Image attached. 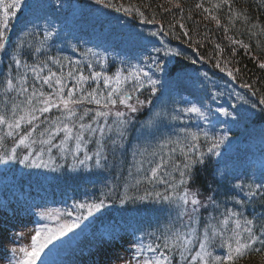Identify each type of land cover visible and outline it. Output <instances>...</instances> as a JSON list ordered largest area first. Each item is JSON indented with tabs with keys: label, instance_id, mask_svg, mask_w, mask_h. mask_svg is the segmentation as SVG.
<instances>
[{
	"label": "snow or ice",
	"instance_id": "obj_1",
	"mask_svg": "<svg viewBox=\"0 0 264 264\" xmlns=\"http://www.w3.org/2000/svg\"><path fill=\"white\" fill-rule=\"evenodd\" d=\"M224 2L227 3V0H224ZM95 3L101 4L104 3V0H95ZM33 7L34 5L28 3L27 0H11V2L0 0V53L5 52L10 43L9 32L17 11L22 8L31 10ZM116 10L120 11L119 8ZM124 11L127 13L131 10L124 9ZM140 15L143 16V13H140ZM213 18L215 19V17ZM245 19L247 18L245 17ZM52 35L54 33H47L48 37ZM157 35L156 32L151 33L153 37ZM236 42L241 43L240 41ZM36 51L39 52L40 49L37 48ZM157 53H159V50H157ZM164 55H180V53L168 50L165 51ZM68 63L71 64V61H68ZM192 63L195 64L196 61L193 60ZM50 64L56 65L58 70L53 71L52 67L49 66ZM15 65L17 69L23 67L24 72L15 78V83L13 79L7 80L6 91L10 90L15 93L17 98L23 97V99L19 103L14 101L7 112L0 113V127H6L7 136L17 137L16 146L12 148L11 152L0 155V163L4 165L18 161L19 164L25 167H43L52 172H57L59 166L56 165V160L53 158V149L55 148L62 160L66 161L69 155L72 156L73 170H75L77 164L89 167V162L93 161L94 156L95 165L100 167L102 166L101 160L107 159V157L103 156L99 149L93 155H89L85 146L92 142L93 137L98 135L100 140H103L106 135L113 133V131L115 132L113 143L115 144L118 139L122 144L128 128L134 120V117L128 113H137L145 104V101H141L139 97L136 98L134 104L131 103L133 92L143 90L145 85L148 86L152 95L160 91L158 87L161 84L160 79L153 78L150 71L143 68L129 71L127 75L117 73L115 77H109L100 71H92L90 75H85L79 68L75 72L69 70L65 74L62 71L63 63L61 60L52 58L33 65L22 64L20 59H15ZM216 66L220 67L219 64ZM88 67L91 68L92 65L89 64ZM147 67L149 69L154 67L157 72L164 70L163 65L154 58L153 62ZM260 67L264 68V63H261ZM29 71L33 76L31 83L28 80ZM221 71H224V69L221 68ZM228 75L233 76V73L229 71ZM205 76H207L206 73ZM233 79H235V76H233ZM101 80L107 89L106 94L100 92L99 84ZM129 80L133 82L132 91L124 90L122 87ZM89 81L96 83V87L92 90L86 88ZM242 86L247 87V85ZM45 88L48 91H45ZM214 95L218 97L220 93H214ZM147 103L151 105L152 101L148 100ZM260 103L264 105V99H261ZM92 104L99 109L95 111L94 115L91 108L83 107ZM118 104L122 105L126 111L116 110L113 112L112 110ZM252 107H255V105H252ZM53 110L56 111L54 118L51 115H46L51 114ZM180 113H194L204 121L210 122L208 115L199 107L192 106L179 109L172 119L179 120L181 118ZM113 115L116 119L112 122V125H109L108 117ZM222 115L235 119L233 114L227 110H224ZM155 118L160 123H156L155 120L152 121L153 130L159 131L166 116L161 112H157ZM41 125H43L42 128ZM181 131L183 133L182 138L169 139L160 145V149L162 150L169 143L174 144L175 147L172 148L171 152L179 150L181 155L186 157L182 169L172 161L171 152L167 160L161 152H153L146 160L149 165L144 172L147 182L166 185L165 192H146L143 196L128 197L121 200V203H127L129 199H139L140 201L151 199L153 202L158 201L175 206L177 210L175 221L165 227L160 235L149 234L154 237L151 243L145 244L144 237H139V242L135 243L130 259L122 260L117 255L105 261V264H115L116 261H120L121 264H133V260H135V264H237V259L242 257L252 246L257 244L264 246V224H261L260 233L257 235L253 221L242 219V212L231 209H226L221 213L220 219L212 217L204 227L202 235L199 234L198 226L201 223L199 212L205 205L196 193L187 190L186 177L188 169L193 164V160L188 159V157L199 149L197 142L200 140V134L189 132L186 129ZM203 135L207 148L206 152L199 151V159L195 161L196 163H203L205 156L219 157L221 155L220 148L228 139L226 136L219 138L210 136L208 132H204ZM2 139L0 137V140ZM37 144L41 146L39 149L34 147ZM21 146L27 149L28 152L22 157H18L16 149ZM81 152H83V158H80ZM45 155L48 157L47 162L43 159ZM141 155H144V153H141ZM139 163L138 171L143 170L145 160H141ZM169 164L179 172L180 179L178 181L168 171ZM249 188H251V185H249ZM260 188H264V185L257 186V190ZM256 194L252 191L248 193L250 196ZM103 206V202L78 204L76 205L78 209H86V215L81 211L75 215L74 220L61 222L55 228L44 226L36 229L31 238V247L19 249L22 255L19 259H15V264H37L38 261L39 264H45L47 256L53 251L59 250L60 246L69 244L74 236L68 239H62V237H68V234L72 233L74 229L80 228L82 221L87 220L94 212H100ZM41 215L50 216V214L44 213H41ZM66 215L72 217L73 212H67ZM231 225H234V227ZM87 227L88 225H85V228ZM119 239H122V237H119L118 234H111L112 243L119 242ZM56 241H59V243H56ZM217 244L221 248L227 249L226 255L213 254L211 249ZM194 248H198V251L193 254ZM45 249H47V252H45ZM254 250L260 251V248ZM16 251V249H13L14 256ZM42 254L43 259H41ZM176 257H178V261ZM48 264H54V262L48 261Z\"/></svg>",
	"mask_w": 264,
	"mask_h": 264
},
{
	"label": "rangeland",
	"instance_id": "obj_2",
	"mask_svg": "<svg viewBox=\"0 0 264 264\" xmlns=\"http://www.w3.org/2000/svg\"><path fill=\"white\" fill-rule=\"evenodd\" d=\"M6 2H11V0H6ZM230 2V0H229ZM84 5L79 4L77 11ZM70 9V5L66 3L62 8L55 12L53 15L49 17L46 21L47 26L52 28L55 26V23L58 22L56 14H60L61 19H65L66 13ZM82 9V8H81ZM80 9V10H81ZM82 11L83 23L93 24V23H102L100 25H104V30L100 27L95 28L90 34L91 39H95V42L98 41L97 51L101 52L104 55V61L106 63V68H104V73L106 76L115 77L117 73H121L122 75H127L129 71H133L136 68H143L146 71H150V74L153 75V78H158L161 81V84L158 86L161 92L165 90V85L173 84L174 88L172 92L175 93V99L168 98L165 102L160 106L157 112H161L165 114L166 119L163 124H161L159 131H154L153 133L149 132L148 129L142 130L140 133H137V136H142V139L135 140V129L133 128V143L130 147L132 153L137 154L139 150L143 149L144 155H137L135 157V163L140 165L141 160H145L144 171H146L149 167L146 162L147 158L151 156L153 152H161L167 160L169 153L172 148L175 147L174 144H167L162 150L160 149V145L164 144L167 140H175L177 138H182V129H186L189 132H196L200 134V140L197 142L199 144V149L192 153L188 159L196 160L199 158V151L203 150L206 152L207 144L204 138V132H208L210 136L228 137L229 134L235 133L237 130L250 125L251 130L250 134L242 146L240 151L230 153L226 158H224V166L221 169V179L224 181L226 175L230 174V171L237 169L238 171L235 173V183L239 186H242V182L245 181V176L247 175V180L249 181L247 188L251 185V191L256 192L255 196L248 195L249 192H244L241 196H238L234 199H223L222 202H218V207L216 206L213 213L210 214V218L216 217V219L221 218V213H223L226 209L235 210L238 212H242V219H251L253 221V226L257 230V235L260 233V226L264 224V209H258V201L261 198H264V188H260L257 190V186L264 185V120L259 121L262 117L261 108L259 105L255 103V98L258 100L264 99V95L261 94L257 90V88L252 85L248 80H246L242 74L241 70L231 61L229 56L221 55L219 58L210 56L209 52H202L203 56L208 60L212 61L214 64V69L209 72L208 70H196L194 67L190 69H185L179 71L175 76L168 77L166 75V69L171 66L174 60V55H164L155 53L157 50H160V43L157 41L156 37L151 36V34L147 35H136L132 33L131 30H128L124 25L120 24L118 21H113L101 13L93 10L92 7L85 8ZM219 25V22L216 23ZM185 30V29H184ZM184 30H182L183 35L182 41L192 43L191 36L186 35ZM23 28L17 31L15 35V42L20 39L23 43L21 46H17V55L22 57V60H25L23 64L33 65L35 63H39L41 61V48L37 47L32 42L31 33H23ZM120 32L124 34H113L110 37H106L105 33L109 32ZM52 32V31H50ZM53 33V32H52ZM51 37H55L52 35ZM47 42L57 44L60 41L52 42L47 37ZM229 45L235 47L237 44L234 41H229ZM24 45H27L25 47ZM238 45V44H237ZM39 48L40 51L37 52L36 49ZM143 51V53H142ZM172 52V51H171ZM147 54H151L147 58ZM83 52L81 48L77 49L76 58L80 59L83 57ZM106 58V59H105ZM153 58L163 65V71L157 72L155 68L149 69L147 65L153 62ZM101 63V61H99ZM219 64L220 67L216 65ZM17 68L14 62H7L6 71L14 72V69ZM221 68L224 71H221ZM231 71L233 76H235L237 84L241 85L239 89L234 82L233 76H229L228 72ZM205 73L207 76H205ZM28 74L32 73L29 71ZM221 74L227 75V77L220 76ZM8 78L5 75V82L0 86L3 94L0 96V112H2L3 105L7 99L10 97L6 91V87L3 89V85L7 82ZM242 85H247L244 87ZM87 86H89L87 84ZM124 87L133 88V82L129 80L127 83L123 85ZM149 89L147 85L143 88V90ZM142 91V90H141ZM214 93H220L217 97ZM12 94V93H10ZM14 95V93H13ZM18 99V98H17ZM180 103H179V102ZM247 101V103H245ZM255 105V107H252ZM92 106L96 109L97 106L92 104ZM199 107L202 111H204L208 117L210 122L204 121L202 118L197 117L193 114H184L180 113V119H172L175 116L179 109L187 108V107ZM227 110L233 114L235 119L231 117H224L222 112ZM137 122L133 121L132 124H136ZM160 123V121H159ZM226 143V141H225ZM224 143V144H225ZM126 144V143H124ZM123 144V145H124ZM224 144L220 149L224 148ZM183 146V145H182ZM145 150H147L145 152ZM172 161L183 168V163L186 162V157L181 155L179 150L175 152H171ZM214 157V156H213ZM215 158H218L215 156ZM158 159V157H157ZM209 161L206 162V161ZM211 159L209 156L204 157V162L199 163L198 166L201 169L200 177H209L216 178L213 175L215 170L214 165L210 162ZM195 161H193L194 163ZM111 170L106 172L100 177L107 178L112 176ZM168 171L172 173V176L179 180V172L175 170L169 164ZM191 171V170H188ZM150 175V173H149ZM168 178V177H166ZM98 179L95 177H90V181H97ZM261 182V184H259ZM156 182L148 183L142 180L141 189L142 190H159L163 189L165 192L166 185L162 184L160 187H154ZM187 190H191L194 187V182L188 177L186 179ZM23 189V188H16ZM27 190V189H24ZM232 190V189H231ZM28 191V190H27ZM170 191V188H169ZM31 192V191H29ZM33 193V192H31ZM194 193L199 197V191L195 190ZM45 197L49 198V202H52V195L49 193L42 194ZM90 192H85L84 196H89ZM16 199L17 201H23L27 204L34 205L31 208L33 212H40L41 208L38 206H43L41 203H44L43 200L39 197L30 196L29 200L26 198H21L19 194L11 199ZM68 201H73L72 193L68 198ZM66 201L64 204L68 203ZM242 202V203H238ZM24 207H22V211ZM13 211H10L12 213ZM42 212V211H41ZM170 216V214L168 215ZM42 217V215H41ZM39 218L41 221L34 220L31 223L30 216L27 217H18L15 220L10 219H2L0 216V222L7 226L9 234L12 230L16 229L15 232L19 233V229L26 230L30 228L39 229L43 227L45 223L44 215L42 218ZM234 227V225H231ZM26 235L23 237V242L27 248L31 247V238L25 241ZM13 239V238H12ZM62 239H64L62 237ZM19 245H21V240L13 239ZM51 245H49L50 247ZM68 245H63V249L67 248ZM258 248L256 245L252 246L242 257L237 259V264L244 263L245 260L249 259L253 255H257L259 251H255L254 249ZM112 249V251H110ZM214 255L224 256L227 254L226 248H221L219 246L218 249H211ZM134 251L133 243L130 244L129 249L125 245H121L119 242L113 243L112 245H105L99 251H96L91 256L95 258L105 257L109 258L111 253H115L116 256L119 255L122 260H128L132 257ZM47 252V249H45ZM251 255V256H247ZM263 256V254H260ZM258 255V256H260ZM247 256V257H244ZM51 257V254L45 258V264L47 259ZM43 254L41 255V259H43ZM15 259H19L18 256H13L7 246V243L0 244V264H15ZM81 260V259H79ZM78 260V261H79ZM109 260V259H108ZM77 262L76 260L72 261L71 264ZM121 263L120 261H117ZM39 264V261L37 262ZM133 264H135V260H133Z\"/></svg>",
	"mask_w": 264,
	"mask_h": 264
},
{
	"label": "trees",
	"instance_id": "obj_3",
	"mask_svg": "<svg viewBox=\"0 0 264 264\" xmlns=\"http://www.w3.org/2000/svg\"><path fill=\"white\" fill-rule=\"evenodd\" d=\"M119 7L130 9L132 13H143L147 19L161 23L168 29L171 35L182 37V30L192 39V45L197 50L209 52L210 56L219 58L221 55L229 56L231 61L241 70L242 76L254 85L262 95H264V68L260 67L264 63V1L263 0H107ZM114 1V2H113ZM219 5V7H217ZM207 10V11H206ZM215 17V19L213 18ZM245 17L247 19H245ZM219 22V25L216 23ZM167 31V30H165ZM229 41H240L235 47L228 44ZM264 106V105H263ZM262 120H264V110ZM94 115V114H93ZM94 138V137H93ZM88 146V150H93L94 140ZM17 137L9 138V145L12 150L16 146ZM39 149L40 145H34ZM117 149L110 148V144H103L101 153L113 154ZM17 156L22 157L28 150L23 146L16 149ZM93 155V153L89 154ZM43 158L48 159L45 155ZM206 161V160H205ZM209 163V161H206ZM17 165L18 161L15 162ZM122 167L137 175L140 178V172L135 169L129 158L121 162ZM59 165V163H57ZM192 167V166H191ZM190 167V168H191ZM192 182L195 190L199 191L201 201L206 202L205 192L215 200L216 195L224 193L226 185L218 186L214 178L200 177L201 169L196 163L192 169ZM55 181L54 186L58 194H66L67 187L59 172H52ZM229 189L225 191V195ZM216 193V195H215ZM99 201L98 203H100ZM204 221L198 226L199 234L204 230ZM218 244L213 248H217ZM260 251L245 260L242 264H264V246L260 245ZM198 251L194 248L193 252ZM260 254H263L260 255ZM260 255V256H258ZM178 261V257H176Z\"/></svg>",
	"mask_w": 264,
	"mask_h": 264
}]
</instances>
